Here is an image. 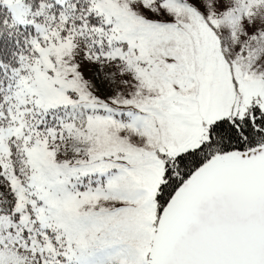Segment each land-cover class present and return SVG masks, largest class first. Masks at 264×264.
<instances>
[{"label": "snow or ice", "instance_id": "obj_1", "mask_svg": "<svg viewBox=\"0 0 264 264\" xmlns=\"http://www.w3.org/2000/svg\"><path fill=\"white\" fill-rule=\"evenodd\" d=\"M0 264H264V0H0Z\"/></svg>", "mask_w": 264, "mask_h": 264}]
</instances>
